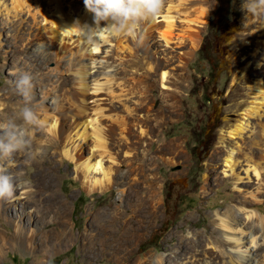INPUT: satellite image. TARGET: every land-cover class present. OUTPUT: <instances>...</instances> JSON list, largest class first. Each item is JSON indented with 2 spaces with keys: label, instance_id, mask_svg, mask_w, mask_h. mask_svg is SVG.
<instances>
[{
  "label": "rangeland",
  "instance_id": "obj_1",
  "mask_svg": "<svg viewBox=\"0 0 264 264\" xmlns=\"http://www.w3.org/2000/svg\"><path fill=\"white\" fill-rule=\"evenodd\" d=\"M5 1L8 9L0 14V122L19 113L22 103L14 80L19 70L27 69L34 76L30 107L38 117L54 122L52 115L66 101L58 126L70 131L84 117L88 137L77 138L72 130L70 142L65 138L60 150L55 146L47 152L49 123L36 145L29 142L39 137L37 128L28 127V147L19 151L28 156L4 166L20 175V187H30L22 196L34 213L20 221L30 236L26 242H0V264H264V251L254 253L251 242L253 237L264 240V227L244 211L264 214V190L257 193L264 176L260 179L251 171L250 178L237 183V174L224 171L231 149L243 176L249 159L264 160V106L255 116L244 112L255 99L253 85L264 83V22L245 21L243 0L197 4L189 17L210 13L199 46L186 38L182 43L176 39L174 48L156 47L170 48L174 56L166 79L153 57L155 48L139 35L135 51L145 59L144 68L120 72L115 83L102 88L106 66L93 68L85 90L77 72L67 67L75 54L107 48L110 61L121 71L128 51L117 49L115 41L102 43L101 50L92 53L77 36L59 41L48 29L40 3L27 0L18 17L8 13L13 0ZM45 6L53 12L50 2ZM164 14L160 12L157 21ZM181 16L176 14L178 23L184 21ZM204 42L208 50L201 53ZM151 63L155 69L148 73ZM241 122L247 125L235 138L225 133ZM97 130L105 134V149L95 147ZM66 148L74 158L66 156ZM194 151L203 170L191 175L197 161ZM87 157L101 158L102 165L111 168V184L104 191L89 193L78 178L77 166ZM94 174L103 177L102 171ZM250 191H257L262 201L253 200ZM215 210L229 220L238 243L225 239ZM17 211L9 207L0 213V228L7 234L15 231ZM59 230L72 232L73 238L62 245L50 242Z\"/></svg>",
  "mask_w": 264,
  "mask_h": 264
},
{
  "label": "bare ground",
  "instance_id": "obj_2",
  "mask_svg": "<svg viewBox=\"0 0 264 264\" xmlns=\"http://www.w3.org/2000/svg\"><path fill=\"white\" fill-rule=\"evenodd\" d=\"M26 1L27 0H13V8L9 9L8 13L12 11L14 16L20 17L21 10L24 8V5H25L24 3ZM34 1L36 3H40V6H41L40 10L43 13L44 20L49 19V22H50V26L48 27V29L53 32L54 38H56L59 41L64 40L65 36L66 37L67 36H70V37L77 36L78 39H81L77 35V33L79 32V27L78 25H76L77 22L81 25L92 24V15L86 11L83 0H34ZM200 1L201 0H163V5L165 6L167 4L164 11L163 10L161 11V12H165L164 15H161L163 16L164 19L157 21V18H158L157 16L154 20L144 22L143 24H141L138 29V35L136 38H140L139 35L143 36L142 42L145 41L152 48H155L156 52L155 53L153 52L154 55L153 54L152 55L153 57H156L157 59H159L158 60L159 67L161 68L164 79H166L168 75L170 74L169 67L173 64L174 56L170 55V51H171L170 48L160 51V50H157L158 48L156 47H158V45L165 44L168 47L174 48V45H172V43L174 44V42H176V39L182 43L184 39L186 38L191 40L193 47L197 48L199 46L200 40H201L202 28L204 27L206 19L209 17L210 13H209V10H207L203 12L197 18H191L189 16H190V13L193 12L194 9L197 7V4ZM47 2H50L52 4L53 12H51V10L47 8V6H45V4L47 5ZM42 6L43 7L45 6V9H43ZM7 9H8V5L6 4V1L0 0V14L3 10H7ZM28 10L30 11V13L32 12L31 9H28ZM176 14H178V17H182L181 15H184L185 16L184 21L181 23H178L176 20ZM32 15L35 17L36 13H32ZM51 15H53L54 17L51 18ZM144 31H147V33ZM148 33L150 34L149 35L150 37H148ZM156 33H158L159 38H157ZM104 40H106V42L115 41L116 48L123 50L125 52L128 51L130 57H127L125 61L122 62V67H119L121 68V71H119L120 69H118L110 61L109 50L107 48L103 49L101 53L98 52L97 54H94V53L90 55H85L83 53L75 54L73 57V60L68 63L67 67H68V70L73 69L79 75V84L82 87V90H85L86 86L89 84V79L93 76V73L90 70L93 68L98 67L100 69L106 66L105 69H103V71L101 72L104 75L103 77L105 79L104 82H99L101 85V88H102V85L108 84L110 86L113 83H115L116 79L118 80L119 78L118 74H120V72L128 73L132 71L135 67H138L139 69L144 68L145 59H143V56H140L138 53H136L135 49H136L138 42L135 41V39H132L127 36L108 39L105 36ZM88 50L89 49L87 48V51ZM99 50H101V45L95 49V51H99ZM51 52H47V53L52 55ZM157 53L159 54L158 56H156ZM183 58L184 56H181V59ZM99 69H97V71ZM154 69H155V66L152 65L151 63L148 65L146 70H148L147 72L150 73V71H154ZM136 71H137V68H136ZM99 86L98 88H100ZM253 90H254L253 93L256 94L253 104L248 106L244 112L254 115L255 113L259 112L264 106V83L262 81L256 82V84L253 85ZM85 96L86 95L83 94L80 98V100L83 103L86 99ZM119 97H121V94H119ZM127 99L128 97H126V100ZM60 104L59 105L62 109V107L66 105V101H62ZM61 109L58 108L57 112H55L54 115H52V118L56 119L54 122H49L46 116L43 119H41L45 125L49 123L47 131L51 133V135L49 136L47 140L50 143L48 145L47 152H50L51 147H55V146L57 147L58 150H60L61 142L65 138L67 142H70L73 137L72 130L76 129L77 138L82 137L84 139H87L88 137V122H85L84 117L81 118L76 123V125L73 126V129L70 131H64L65 129L63 130L64 128L62 126L63 124L61 125L59 124L60 126H58V119L61 120L64 117V112H62L63 109L62 110ZM244 124L246 123L244 122L238 123L236 124V127L234 126L231 127L225 133H228L229 135H231L230 137L235 138L236 135L239 134L241 131H243L244 128L246 127L247 124L245 126ZM80 125H82L81 129H77L79 128ZM98 132L99 133H95V139H94L95 147H101L105 149L107 147V144L105 141V134H103L102 131L101 132L98 131ZM45 133H46V130H44V127L42 129L37 128L35 135H38L39 137L37 138L36 136H32L31 143L29 142V144L30 145L39 144V141H38L39 138L45 135ZM255 142L259 143V141L257 140ZM35 147L36 146H34V148ZM64 152L66 156H70L71 158H74V154H72L70 148H66ZM235 153L236 151L231 149V151H229V154L225 158L226 168L224 171L226 175L237 174V181H238L237 183L244 182L243 181L244 178H250L251 171H255V174L260 179H261V176H264V165H263L264 160L262 161L254 160L253 161L252 159H249V164H248L249 168L246 169V176L238 174L239 171L237 170V167L240 164V160H237ZM21 154H22L21 152H18L14 154V156L8 159L7 161H17L18 162L19 159L21 161V159L28 156L27 153L23 155ZM41 156L43 157V155ZM0 163H4V162H0ZM7 169H9L11 172L14 173L13 168L10 169L7 166ZM101 171H102L103 177H98L94 174V173H98ZM77 172H78V178L81 179V181L83 182V185H85L88 188L89 193H93L96 190L104 191L111 184V180H112L111 168H105L102 165L101 158L96 159L95 161L94 159L90 157L85 158L80 163V165L77 166ZM260 183H261L260 186L257 187L258 192L250 191L249 196H251V198L255 201H262V198L259 197L257 193H260L264 190L263 189L264 180L261 181ZM236 186L238 187V185ZM28 188L30 187L27 185H23L22 187L19 186L17 193L14 195V197L11 200H0V213L6 211L9 207H14V208H17L18 210L17 211L18 220H15L13 222L15 231L12 232L11 234H7L5 233L3 228H0V242L2 244L11 243L12 242L11 240L13 238H17L18 240H20V242L28 241V236H30V234L26 233V231L23 230L24 226L20 222V221H24L26 217L30 216V213L32 212V211H29V208L32 207L31 204L28 203V200H24L22 196L24 193L29 191ZM60 203L63 204L64 203L63 200H60ZM33 209H36V208H33ZM66 210L68 211L67 208ZM66 210H64L63 213H66ZM36 211L37 210H35V212ZM244 211H246L247 213L246 215L247 218L249 219L258 218L260 224L262 225V227H264V214H262L261 212L257 210H253V209L252 210L244 209ZM214 214L217 218L221 220L219 228L223 231V235L225 236V239L233 243L234 242L238 243L237 239L234 241L235 239L234 231L230 227L229 220L226 217L221 216V213L219 212V210H215ZM37 222H40V220H37ZM30 223L31 222H29L28 224L30 225ZM45 225L47 226L46 223ZM65 230H61V231L59 230L58 235H56L55 238L51 237L50 242L56 243V244L59 243L60 245H62V243L65 242L66 240L72 239L73 238L72 232H67ZM33 235L34 233L31 234V236ZM43 242H46V240H44ZM251 242L253 246L255 247L253 248L254 253L261 254L262 251H264V240L261 241L257 237H253L251 239ZM43 244L47 246V243H43ZM234 246H238V244ZM247 251H249V249H247ZM238 257L241 258V255H238ZM162 263H163L162 260L157 261V264H162Z\"/></svg>",
  "mask_w": 264,
  "mask_h": 264
},
{
  "label": "clouds",
  "instance_id": "obj_3",
  "mask_svg": "<svg viewBox=\"0 0 264 264\" xmlns=\"http://www.w3.org/2000/svg\"><path fill=\"white\" fill-rule=\"evenodd\" d=\"M92 15V24L81 25L77 35L89 51H94L104 37L135 39L141 24L154 20L163 8V0H83ZM245 21L264 22V0H243ZM14 89L21 98L19 113H13L7 122H0V200H11L21 183L19 174L12 173L4 164L14 154L28 147V127L43 128L44 122L30 107L33 98L34 76L27 69L16 74ZM20 121V123H17Z\"/></svg>",
  "mask_w": 264,
  "mask_h": 264
},
{
  "label": "trees",
  "instance_id": "obj_4",
  "mask_svg": "<svg viewBox=\"0 0 264 264\" xmlns=\"http://www.w3.org/2000/svg\"><path fill=\"white\" fill-rule=\"evenodd\" d=\"M207 50H208V47L206 45V42H204V46L202 47L200 52L205 53V51H207ZM194 156L197 158V161H196V165L192 167L191 175H193V173H195L194 171L201 172L203 170L202 167L201 166L199 167V165H198L200 163V156L197 153H195V151H194Z\"/></svg>",
  "mask_w": 264,
  "mask_h": 264
}]
</instances>
